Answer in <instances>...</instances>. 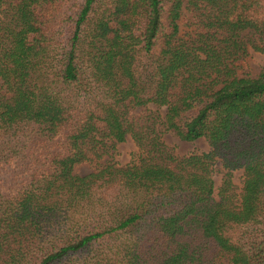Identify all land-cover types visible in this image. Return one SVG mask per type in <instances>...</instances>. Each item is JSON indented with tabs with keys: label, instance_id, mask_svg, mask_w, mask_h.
<instances>
[{
	"label": "trees",
	"instance_id": "obj_1",
	"mask_svg": "<svg viewBox=\"0 0 264 264\" xmlns=\"http://www.w3.org/2000/svg\"><path fill=\"white\" fill-rule=\"evenodd\" d=\"M249 51L264 0H0V264H264ZM126 137L134 159L101 162Z\"/></svg>",
	"mask_w": 264,
	"mask_h": 264
},
{
	"label": "rangeland",
	"instance_id": "obj_2",
	"mask_svg": "<svg viewBox=\"0 0 264 264\" xmlns=\"http://www.w3.org/2000/svg\"><path fill=\"white\" fill-rule=\"evenodd\" d=\"M180 24V29L183 27ZM239 66V74L255 76L260 69L264 67V53H257L249 51L248 55L238 63ZM0 92L3 93V87L0 84ZM149 109H153L152 106H148ZM158 113L160 116H163V109H159ZM162 142L169 148L173 150L174 155L183 156L190 152H194L196 154L207 153L209 151V147L204 139H197L191 142H183L174 137L171 133H161ZM136 153V149L131 142L129 137H126L122 143L116 144L112 152L107 158H104L101 162L107 161L110 162L117 167H123L129 164L134 158V154ZM213 170L211 172V178L213 181V198L216 200V190L220 184L221 175L219 173L220 165L218 161H215L213 166ZM92 171L91 164H80L73 168L72 173L78 176H84ZM241 171L235 170L232 172L231 182L235 187V192L238 193L241 187ZM232 237H235L236 232H230Z\"/></svg>",
	"mask_w": 264,
	"mask_h": 264
}]
</instances>
